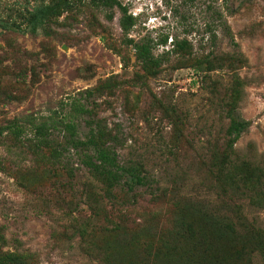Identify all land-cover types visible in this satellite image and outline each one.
<instances>
[{"label": "rangeland", "instance_id": "374dc122", "mask_svg": "<svg viewBox=\"0 0 264 264\" xmlns=\"http://www.w3.org/2000/svg\"><path fill=\"white\" fill-rule=\"evenodd\" d=\"M63 1L69 8L30 33L25 9L39 0H0V126L28 115L69 117L82 139L88 115L72 105L83 104L115 134L118 161L140 164L162 194L156 202L143 195L121 212L115 205L105 222L88 208V193L97 198L99 185L76 156L64 167L44 162L30 151L35 137L29 127L5 132L0 248L30 254L28 264H101L74 231L90 220L95 227L87 240L107 246L104 264H264L256 242L211 220L219 190L205 168L210 152L222 146L225 101L235 86L236 110L249 125L233 149L258 162L254 171L261 168L264 183V0H115L131 17L126 31L116 5ZM181 39L190 53L170 51ZM128 40L152 45L159 60L154 75L141 69ZM207 60L219 67L207 71ZM57 128L48 138L62 140ZM237 202L264 229V207L253 209L246 197ZM225 215L233 226L232 214ZM187 224L202 229L207 240L188 238ZM149 239L153 243L143 250ZM241 243L248 252H239Z\"/></svg>", "mask_w": 264, "mask_h": 264}, {"label": "trees", "instance_id": "16d2710c", "mask_svg": "<svg viewBox=\"0 0 264 264\" xmlns=\"http://www.w3.org/2000/svg\"><path fill=\"white\" fill-rule=\"evenodd\" d=\"M61 2L62 7L59 8L58 4ZM95 5H102L112 7L116 5L121 13L119 25L123 31H126L131 25L132 20L129 15L125 14V8L115 0H93ZM69 4L63 0H39L29 9H25V27L30 33H35L41 28L45 22L50 20L53 16L57 15L60 10L69 8ZM165 39L163 40V42ZM131 44L134 56L140 63L141 69L145 74L154 75L155 68L158 64V59L152 56V45L150 43H135L128 40ZM170 51L172 53H190L189 45L186 40L173 41ZM183 53V54H184ZM206 70L215 69L218 66L211 64L208 60ZM226 64H228L226 62ZM237 83L238 87V82ZM238 88L235 86L230 90V93L225 101L224 116L227 118V124L224 130L222 146L219 150L210 152L209 158L205 164L207 173L210 174L215 184L218 186L219 193L217 192V203L215 205V214L211 220L216 221V224L228 227V232L237 233L242 240L248 242H256L259 248V254L263 255L264 262V229L259 226L257 220L253 216H246L242 214L241 204L237 201L246 197L250 207L253 209H262L264 207V183L261 168L254 167L258 164L252 158H240L235 154L233 145L239 135L246 130L249 123L243 119L236 110L235 100L237 98ZM87 98L91 94L90 89L84 92ZM72 110L76 113H84L88 115L85 119L87 125L86 133L80 139L76 136V126L72 120L67 117L65 119H54L50 116L32 117L28 115L22 120L13 117L8 120L5 125L0 126V142L1 136L4 133L20 134L24 128L29 127L34 134V142L30 151L37 157H40L51 164L59 165L61 167L68 166L69 160L74 156L79 159L82 167L85 168L88 175L96 181L99 185L97 198L94 193H88L89 209L93 217L102 219L105 222H110L107 218L106 211L114 208L115 205L119 206V211L122 209L132 207L137 204L138 200L143 195H149V199L156 202V199L162 194V190L158 191L157 187H152L150 179L145 175L142 166L138 163L131 161H118L116 147L118 140L115 134H112L111 129H106L100 120L91 117L90 109L84 108L83 104H73ZM60 126L64 133L62 140H54L48 138L49 130L58 129ZM30 147V146H29ZM43 149L47 150V156L41 152ZM40 154V155H39ZM41 159V162H43ZM259 172V173H258ZM215 187V185H214ZM199 205V202H196ZM106 204L109 206L106 208ZM191 207L193 204L190 205ZM234 207L232 210L230 207ZM125 207V208H124ZM196 207H192V211ZM229 211L234 218L233 226L223 220L228 219L225 214ZM195 213H202L199 208ZM122 216V214H120ZM221 225H218L222 227ZM116 226L112 224L111 227ZM94 223L90 220L85 223L76 225L74 231L77 233L80 244H84V250L88 255H92L99 263L104 264L105 256L103 252L107 248L96 246L94 242H88L87 238L91 235L94 229ZM105 227V226H104ZM98 229H102L98 227ZM186 233L188 238H195L197 235L200 237L198 240L205 242L207 239L202 229H194L191 225L187 224ZM238 235V234H236ZM4 237L0 230V245L4 244ZM160 243L167 242V232L164 230L163 237L159 238ZM151 239L145 241L143 250L152 244ZM100 251H93L98 248ZM239 252H248L246 244L241 243ZM30 254L19 253L15 251H3L0 248V264H28ZM131 264H142L138 259H131Z\"/></svg>", "mask_w": 264, "mask_h": 264}]
</instances>
